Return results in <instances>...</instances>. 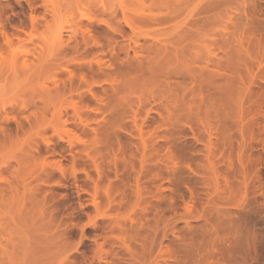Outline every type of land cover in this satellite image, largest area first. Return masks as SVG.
<instances>
[{
  "label": "rangeland",
  "instance_id": "1",
  "mask_svg": "<svg viewBox=\"0 0 264 264\" xmlns=\"http://www.w3.org/2000/svg\"><path fill=\"white\" fill-rule=\"evenodd\" d=\"M53 1L0 0V264H264V0Z\"/></svg>",
  "mask_w": 264,
  "mask_h": 264
},
{
  "label": "bare ground",
  "instance_id": "2",
  "mask_svg": "<svg viewBox=\"0 0 264 264\" xmlns=\"http://www.w3.org/2000/svg\"><path fill=\"white\" fill-rule=\"evenodd\" d=\"M102 8H103L102 12L105 14L106 12H105L104 5H103ZM123 14L124 15L122 17H118V14L116 12H114L111 16H112V18L115 19V22H113L112 24H110L107 20H105L106 23L109 25L110 29L112 30V34L109 36L110 38L117 39L116 37H114V34L123 37L124 33H125L124 32L125 31L124 30V24H127L130 27L135 28L134 25H135L136 20L133 17H129L124 12H123ZM46 15L51 16L50 20H54V21L59 22V2H58V0L57 1H53L49 5L45 6L44 13H41L39 16L38 15L37 16L36 15H32L31 19H32V23H33L34 27H36V25L39 24V17L43 18V20H45L44 30L47 31V30L50 29V31H51V36L48 37L50 43L59 44V41H60L61 45L69 46L70 42L67 43V40L65 42V39H63V33H62L61 30H59V23L57 24L58 25L57 27L52 26L51 23H50V20H48V17H46ZM145 16L147 17L148 15H145ZM145 16H143V18ZM87 18H89V17H87ZM147 18L156 19V20H160V19L163 20L164 19V18L152 17L150 15ZM139 19H141V18L139 17ZM105 21H103V22H105ZM93 28H94V25L91 22L82 24V34H83L84 48L82 47L83 48V50H82L81 46H80V43L82 41H77V43L72 46L77 52L83 53V52H88L89 51V49H88V47L90 45L89 40H90V37H91V31H92ZM19 31L17 32V34L15 33L17 35L16 37L18 39H20V37H21V35H20L21 33ZM29 35H30V37H32L33 33L31 32ZM4 37H5V40H6L7 43H11L12 39L9 37L8 33H4ZM93 43L97 47H100L99 51L101 53H105V51L103 50V44L101 43V41L95 40ZM71 45L72 44H70V46ZM19 64H21V65L23 64L24 67H27L28 66L27 59L23 60L22 62H20L19 60H14L13 62H11L10 65L18 67ZM1 120H4V118L1 119ZM1 124L3 125V122ZM255 245L256 244L254 243V246Z\"/></svg>",
  "mask_w": 264,
  "mask_h": 264
}]
</instances>
